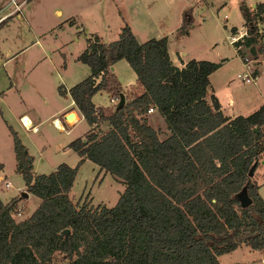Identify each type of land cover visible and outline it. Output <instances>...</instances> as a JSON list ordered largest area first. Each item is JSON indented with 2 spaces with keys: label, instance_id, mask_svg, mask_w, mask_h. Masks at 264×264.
<instances>
[{
  "label": "trees",
  "instance_id": "1",
  "mask_svg": "<svg viewBox=\"0 0 264 264\" xmlns=\"http://www.w3.org/2000/svg\"><path fill=\"white\" fill-rule=\"evenodd\" d=\"M238 7L249 33L242 43L252 54L263 52L264 1ZM77 58L91 73L70 94L88 123L108 120L111 128L70 142L80 156L76 165L63 161L35 174L34 156L10 127L16 170L40 202L16 219L12 210L21 195L0 197V264H221L217 256L241 244L264 249V199L248 174L261 158L264 104L225 116L210 92L209 74L220 62L192 58L178 67L165 35L139 42L124 18L117 39L87 37ZM120 58L135 71L137 90L120 108L96 112L93 94L121 92L112 69ZM151 105L170 130L165 139L147 122ZM85 158L125 184L114 205L71 199ZM243 192L251 198L244 207Z\"/></svg>",
  "mask_w": 264,
  "mask_h": 264
},
{
  "label": "crops",
  "instance_id": "2",
  "mask_svg": "<svg viewBox=\"0 0 264 264\" xmlns=\"http://www.w3.org/2000/svg\"><path fill=\"white\" fill-rule=\"evenodd\" d=\"M175 1L176 0H173L172 2ZM178 1L180 2V4H176L174 15L172 14L171 11H169V13L165 14L163 17L153 15L151 10L148 8V6H143L142 2L135 3V8L137 13L133 18H131V16L127 14L126 21L130 25L131 31L135 35L136 39L139 42H143L152 37H161L165 35L167 37V50L169 53V57L172 63L178 67H183L185 63L192 58L207 59L215 62H220V65L209 74L210 92L214 93L218 98L220 109L225 116L234 117L239 114L247 115L253 112L254 110H256L257 108H259L261 105H263L264 104V50L263 52L252 54L249 48L245 46L242 43V41L239 42V44L230 43L228 40V34L231 32L244 30L246 28L245 20L238 7L241 1H244L250 8H253L256 3L264 0H178ZM8 2L5 4V3H1L0 1V15L9 5ZM56 12L58 14H61L62 10L58 8ZM200 12H203L205 14L204 19L207 18L210 13L211 15H214L216 21L218 22V26L217 25L214 26L212 24L213 22L212 20L208 22L207 21L195 22L196 19L201 18L199 16ZM219 13H221V15ZM9 15H6L0 21V34H4L5 31L12 24L10 18L13 15L12 14ZM185 20L189 22L186 28L188 35L186 36H184L183 32L180 30V26ZM64 24H68V26L73 27L74 35L72 40H74L76 42L75 44L78 46L76 52L74 50L71 51L68 57L64 55V52L60 50L64 56L62 55L61 57L58 56L56 60L52 59V64L56 72L57 79L58 81L60 80V83L57 85L56 91L53 92L52 94L53 100L49 99V96H46L45 93H38L41 96L40 97V100L42 102L41 104L48 103L51 101V105L46 106L45 111H39L36 108L26 105V103L23 102L24 100L22 95L23 94L22 88L23 86H25L27 82L26 81L19 82L15 77V72H14L15 68H10L7 66L9 60L12 58H16L17 55L21 53V51L28 48V45L21 46V44H19L20 39H18L17 36L8 40L9 42L8 46H3L0 44V62L1 65L4 66L5 71H7V75L9 76L10 79V85L7 87V91L0 92L1 95L0 99H1V103L6 104L9 93L12 91L17 92V93H13L14 97L16 98L15 101L16 108L15 109L8 108V110L12 114V118L19 128H23L24 130L26 129L20 121V117L22 115H27L28 118L31 119V122L35 124L39 130H40L39 128L40 125L43 124L47 119L52 120L54 118H57L62 127L60 130H64L67 133L66 135H71L72 128L75 126V124L80 122L81 120H85V118L81 113V111L79 110L76 103L74 102L69 89L75 83L82 80L91 73L90 67L86 63L78 60L77 57L85 49L87 37H90L94 34H98L105 40L117 39L119 37V32L122 25V24L118 25L117 29H115L111 27L109 23H107V20H105L104 22V17L101 16L95 24H91L92 26H90L86 22V20L81 18V16L77 17L76 15H70L69 17H67L62 24V26L65 27L66 25ZM258 27L263 34L261 39V44L264 47V20L259 21ZM35 43L39 44L40 40L36 39ZM257 46L258 45L256 44V47ZM38 48L39 49L37 53L40 57L42 55L48 56L49 54L50 57L52 58V55L49 53L48 47L40 43ZM249 54H251L252 57L247 56ZM245 56L247 58L252 59V63L255 62L253 63V65H255L256 68L253 73L254 79L252 81H243L237 76V74L242 72L245 68V59H244ZM112 69L117 76V80L121 87V92L124 93V103H125L131 91L137 90L136 89L137 75L125 58H120L116 60L112 65ZM25 71L26 69L23 67V69H21V72L24 73ZM99 79L100 77H97L96 81H98ZM23 83L24 85H22ZM59 86L62 87L63 92L59 90ZM100 93H105L109 97V102L107 104L100 105L95 101V97ZM117 95L120 96V93ZM115 96L116 94H114V92H110L107 90H99L95 94H93L92 101L96 107V112L98 111V107H109L111 109H114L119 100V98L113 100V97ZM70 112H74V114H76L75 116L77 118L76 122H72V123L69 122L66 115ZM155 113L158 114V116L162 120L164 124V130L161 127H158L155 122H153ZM59 115L64 119V122L66 123V127L61 121ZM146 118L148 124L155 129L158 138L160 140L165 139L170 135V130L167 127L165 118L159 112L156 106H154V108L151 111H147ZM0 120H2L1 123L6 125L7 128H9L10 126L17 132V134H19L18 129H16L13 124H10L8 122L9 119L7 118L5 114V110L1 107V105H0ZM110 128H111V124L108 120H102L99 121L98 123H93V124L88 123V128L86 129L85 132H83V135L71 138L68 141L67 145L71 147L70 142L76 138H81L85 140L86 139L85 136L92 131L96 133L98 136H101L104 133H106ZM9 133H10V138L7 135L8 141H6L8 148L7 150L10 153V158L13 162V168L17 173L18 171L16 170L15 152L13 150V138L11 132ZM19 137L21 138L20 134ZM21 140L23 141L22 138ZM23 143L27 146L30 152V148L28 144L26 142ZM3 150L4 149L0 146V162L3 165L0 168V183H4V181H9L7 179L6 160L2 152ZM31 154L34 156V161H35V155L33 153ZM87 159L88 158H85L82 162L86 161ZM34 161H33V173L35 174L42 173L34 169L35 168ZM59 163L55 164L52 170H54ZM96 166H98L99 171H102L104 174L106 173L102 168L99 167V165L96 164ZM44 173H48V172H44ZM2 178L4 180H1ZM253 180L256 181L258 185V191L264 199V158H260L259 163L254 170ZM24 186H25V182L20 183L17 186V189H21ZM17 194L18 193H15L8 198H3V196L0 194V197L3 201L6 202L11 197L16 196ZM30 195H32V193L28 192V196L25 197L24 199L29 200ZM39 202H40V198L37 197L33 201L32 204L33 206L31 210L27 213V215H29L34 210V208L39 204ZM101 204H106L108 206L114 205V204H107L103 201L101 202ZM254 252H256L258 255L260 254V262L261 264H264L263 263L264 249H253L246 244H241L240 246L229 252L221 253L217 256V258L221 264H235V263L258 264V256H254L252 254ZM240 254H244L243 256H245L246 259L240 260L238 258V255L241 257ZM223 256H229V257H225L226 259L225 261H223L222 260Z\"/></svg>",
  "mask_w": 264,
  "mask_h": 264
},
{
  "label": "rangeland",
  "instance_id": "3",
  "mask_svg": "<svg viewBox=\"0 0 264 264\" xmlns=\"http://www.w3.org/2000/svg\"><path fill=\"white\" fill-rule=\"evenodd\" d=\"M0 1L6 4L9 0ZM172 1L173 0H26L23 2L20 10L12 13L13 16L10 18L12 24L10 27L4 34H0V44L3 46H8V40L15 36L20 39L19 44H21V46L28 45L27 49L21 51L16 58L10 59L7 63L8 67L15 68V77L19 82L26 81L28 83L25 82L26 84L22 88L23 102L39 111H45L46 106L51 105V101L41 104V96L38 93H45L46 96H49V99L53 100L52 94L56 91L60 80L58 81L57 79L52 59L56 60V58L58 56L61 57V55H66L68 57L71 51L74 50L76 52L78 46L75 44L76 42L72 40L74 35L73 27L68 26V24H64L66 25L65 27L62 26L67 17L70 15H76L77 17L81 16L82 19L86 20V22L92 26L91 24H95L102 16L104 17V22L107 20V23H109L111 27L117 29L118 25L123 24V18L127 20V14H129L131 18L135 17L137 13L135 3L142 2L143 6H148L153 15L163 17L165 14L169 13V11L174 15L176 4H180V2L178 0L175 2ZM13 6V3H9L2 13L8 11ZM58 8L62 10L61 14L56 12ZM219 14L221 15V13ZM211 20L214 26H218L215 16L211 15V13L207 18L196 19L195 22H208ZM36 39H39L40 43L48 47L52 58L49 54L48 56L42 55L41 57L38 55L37 51L40 43L36 44ZM60 50L64 52V55ZM247 56L252 57L251 54ZM246 58L245 56L244 59ZM23 67L26 69L24 73L21 72ZM0 68V92H6L7 87L10 85V79L4 66L1 65V62ZM22 85H24V83ZM13 93L17 92L12 91L9 93L6 104L1 103L0 99V105L5 110V114L9 119L8 122L18 129L23 142L28 144L30 152L35 155L34 169L38 172H49L54 168L55 164L61 161L70 165H76L79 161V154L72 147H69L67 143L71 138L83 135V132L88 128L87 120H81L76 123L72 128L71 135H66L67 133L64 130L56 128L51 119H47L41 124L39 127L40 130L38 128L36 130H24L18 127L12 118V114L8 110V108H16V98ZM95 101L100 105H105L109 102V97L105 93H100L95 97ZM60 119L66 127L64 119L62 117H60ZM1 121L2 120H0V146L4 149L2 152L6 160L7 179L10 181L11 185L5 186L4 183H0V194L3 198H8L15 193L21 195V191L26 190V186L17 189V186L20 183H24V180L22 175L15 172L10 153L7 150L6 141H8L7 135L10 138V126L7 128ZM153 122L164 130V124L156 113ZM261 144L263 148L259 155L262 158L264 157V136L261 139ZM123 188L124 184L119 178L110 172L104 174L102 171H99L98 166H96L93 161L87 159L80 163L78 167L75 181L70 190V196L73 201L81 202L86 200L88 203L91 202L92 205L101 204L102 201L107 204H114ZM24 198L25 197L21 195V199L16 203V206L22 207V213L15 216L16 219L23 218L27 215L33 206V201L37 197L32 194L29 200H25ZM252 254L258 256V264H261L260 254L258 255L256 252ZM240 255L241 257L238 255L240 260L246 259V257L243 256L244 254ZM225 257L229 256H223V261H225Z\"/></svg>",
  "mask_w": 264,
  "mask_h": 264
},
{
  "label": "built area",
  "instance_id": "4",
  "mask_svg": "<svg viewBox=\"0 0 264 264\" xmlns=\"http://www.w3.org/2000/svg\"><path fill=\"white\" fill-rule=\"evenodd\" d=\"M26 0H9L8 4L9 3H13L14 6L12 8H10L8 11L2 13L0 15V21L6 16V15H9V14H12L14 12H17L20 10L21 8V5L23 2H25ZM199 16L201 18H204L205 17V14L203 12H200ZM183 35H187V30L186 31H183ZM249 33L247 31V28H245L244 30H240V31H237V32H231L228 34V40L230 43H236V44H239V42H243L244 38L246 36H248ZM255 68L256 66L253 65L252 63V59L250 58H246L245 59V68L242 72L238 73L237 76L243 80V81H252L254 79V71H255ZM119 96L116 95L115 97H113V100L114 99H118ZM154 108V106H149L148 110L147 111H151L152 109ZM25 118H28L27 115H22L20 117V121L22 123V125L26 128V129H32V130H36L37 129V126L35 124H33L31 122V119L28 118V123L26 122ZM58 119L57 118H54L52 119V122L54 124V126L58 129H61V124H59L58 122ZM263 132H264V124L261 126ZM1 180H4L3 178ZM5 185L6 186H10V182L9 181H4ZM22 213V207L20 206H16L13 210H12V215L13 217L15 216H18ZM60 264V263H58Z\"/></svg>",
  "mask_w": 264,
  "mask_h": 264
},
{
  "label": "water",
  "instance_id": "5",
  "mask_svg": "<svg viewBox=\"0 0 264 264\" xmlns=\"http://www.w3.org/2000/svg\"><path fill=\"white\" fill-rule=\"evenodd\" d=\"M124 103V93L123 92H120V96H119V100L117 102V105H116V109L120 108ZM74 112H70L66 115V117L68 119L72 118ZM256 165V162H254L250 168H249V171H248V174L250 176L253 175V172H254V167ZM21 195H23L24 197H27L28 196V192L26 190H22L21 191ZM240 200H241V205L244 207V206H247L250 202H251V198L247 195L246 192H243L241 195H240Z\"/></svg>",
  "mask_w": 264,
  "mask_h": 264
},
{
  "label": "bare ground",
  "instance_id": "6",
  "mask_svg": "<svg viewBox=\"0 0 264 264\" xmlns=\"http://www.w3.org/2000/svg\"><path fill=\"white\" fill-rule=\"evenodd\" d=\"M75 116H76V114H74V115L72 116V118L68 119L69 122H76L77 118H76ZM25 120H26V122L28 123V121H29L28 118H25ZM57 122L60 124L59 121H57Z\"/></svg>",
  "mask_w": 264,
  "mask_h": 264
}]
</instances>
